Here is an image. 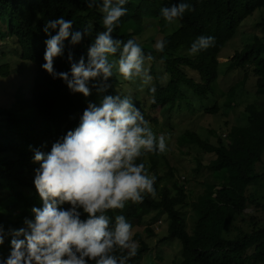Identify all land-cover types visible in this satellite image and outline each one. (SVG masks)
Returning <instances> with one entry per match:
<instances>
[{
    "label": "trees",
    "instance_id": "obj_1",
    "mask_svg": "<svg viewBox=\"0 0 264 264\" xmlns=\"http://www.w3.org/2000/svg\"><path fill=\"white\" fill-rule=\"evenodd\" d=\"M116 4L117 0H112V6ZM180 4H186L188 8L182 17L174 20L178 28L167 32L161 10ZM102 6L103 0H0V39L11 38L13 45L19 49V60L33 65L40 107L32 105L33 111L29 109L26 114L25 111L17 114L0 108V238L3 240L0 244V264L11 251L10 241L14 232L20 228L27 230L25 221L34 220L31 209L43 206L33 184L34 170L39 168V164L33 162L35 151L50 152L53 143L78 125L90 103L99 106L106 96L125 98L114 89L117 81L112 70L107 78L101 74L88 82V97L72 93L64 81L53 79L42 70L46 41L58 33V28L50 29L47 34L43 29L48 22L61 16L72 21L70 33L80 31L86 34L76 44H68L71 35L63 41L62 55L54 58L55 71L70 72L69 53L72 54V63H78L83 57L87 64L88 49L97 34L106 30ZM121 7L127 10L126 15L120 18L111 33L114 46L117 41L119 44L115 53L110 55L118 60L124 44L129 39L137 43L135 37L143 30L145 20L153 14L157 15V34H161L158 42L163 45V50L137 43L141 47L142 62L145 58L148 60L149 75L154 79L153 87L147 90L150 102L139 101L134 94L131 98L133 107L140 114L147 115L148 120L144 118L146 122H156L154 112L158 108L167 109L169 115L176 103L187 100L183 88L189 89L194 97L201 100L212 95V85L221 68L228 73L236 69L244 71L242 79L227 91L222 102L223 116L226 117L233 109L236 101L231 97L238 87L244 85L248 76L254 78L252 104L255 109L247 116L244 125H231L225 121L224 135L210 131L215 137L214 144L193 131L179 135L178 144H196L204 152L214 154L207 165L201 166L197 162V168L203 167L210 174L203 180L202 191L193 202L196 215L190 230H187L179 210L188 193L180 182H174L170 187L157 186L162 179L157 171L160 153L147 149H143L133 163H143L145 168L148 166L146 174L155 175L153 188L156 196L141 193L142 202L126 201L123 209L106 210L103 214L109 221L108 230H114L117 216H123L133 229L143 224V218L150 213L155 212L158 216L164 213L169 225L162 240L177 239L180 242L182 254L178 264H264V223L247 221L235 239L224 236L234 215L243 213L246 205L264 210V203L246 196L248 186L264 179V174L255 168L264 154V61L253 63V59L264 50V17L256 22L261 35L254 34L249 43L227 57L225 65L218 62L220 57H224L221 54L224 45L233 38L247 17L264 7V0H139L137 4L127 0ZM201 36H213L215 45L207 50L198 49L192 56L181 53L184 43L188 46L185 50L190 52ZM158 62L168 79L165 84L162 82L163 85L154 72ZM248 67H251L249 71ZM7 74V65H1L0 77ZM152 88H155L154 93L150 91ZM218 110L214 105L204 111L211 113ZM142 126L147 128L146 124ZM153 150H157L155 144ZM165 176L171 177V173ZM62 207L66 209L68 205ZM78 211L82 220L87 219L82 210ZM144 232L152 234L149 227H145ZM133 240L139 243V248L132 257H128L127 249L113 246L109 255L116 258L117 264L122 259L124 264H140L148 246L136 231ZM89 264L95 262L90 261Z\"/></svg>",
    "mask_w": 264,
    "mask_h": 264
},
{
    "label": "clouds",
    "instance_id": "obj_2",
    "mask_svg": "<svg viewBox=\"0 0 264 264\" xmlns=\"http://www.w3.org/2000/svg\"><path fill=\"white\" fill-rule=\"evenodd\" d=\"M126 2L117 0L116 6H112V0H103L101 11L106 30L97 34L88 49L87 64L83 57L72 63L69 53L70 72H56L54 58L62 55L63 41L70 35L71 43L76 44L86 33H70L73 23L63 16L48 22L43 31L47 34L50 29L58 28V33L46 41L42 70L53 79L64 81L72 93L88 97L90 80L101 74L105 78L111 75L107 56L114 54L119 44L117 41L114 46L111 33L126 15L127 10L121 7ZM187 8L186 4L164 8L161 15L167 23H172ZM214 45L213 36H201L192 45L190 55ZM156 49L162 51L163 45L158 42ZM118 64L125 79L141 72V47L133 39L124 44ZM150 91L154 93L155 88ZM146 123L129 98L106 96L99 106L90 103L78 125L53 143L50 152L35 151L33 162L39 168L34 170L33 184L43 206L31 209L34 220L25 221L27 230L20 228L14 232L11 251L3 264H89L90 261L117 264L116 258L109 255L114 245L127 249L128 257L135 256L139 243L133 240V226L123 216H117L114 230L109 231V221L103 213L123 209L126 201L142 202L141 193L156 196L155 175L146 174L143 163H133L141 149L153 151L154 137L142 126ZM155 147L158 153L165 152L163 135ZM63 205L68 207L65 209ZM78 209L87 219H81ZM120 264H124L123 259Z\"/></svg>",
    "mask_w": 264,
    "mask_h": 264
},
{
    "label": "rangeland",
    "instance_id": "obj_3",
    "mask_svg": "<svg viewBox=\"0 0 264 264\" xmlns=\"http://www.w3.org/2000/svg\"><path fill=\"white\" fill-rule=\"evenodd\" d=\"M138 1L131 0L133 4H137ZM156 16L153 14V17L145 20L143 30L135 37L138 44L145 43L150 44L152 47L156 46L159 35L161 37V34H157ZM261 17H264V7L254 11L251 16L240 24L233 38L221 50L222 56L226 58L220 57L218 59L219 64L225 65L228 62L227 57L249 43L254 34L261 35L262 31L256 25V22ZM164 23L167 32H173V30L178 28L175 21L172 23L165 21ZM68 44L72 45L71 37H69ZM187 48L188 46L184 43V49L181 50V53L186 54V56H192L189 51L185 50ZM18 54L19 49L16 45H13L11 38L0 39V66L7 65L8 71L5 77H0V108L15 111L17 114H22L21 111H25L24 114H26L29 109L33 111L32 105L40 108L37 100L38 83L35 79L36 73L33 65L19 60ZM118 61L113 55L109 54L107 56V62L111 66L117 81L114 87L115 91L124 97L130 98V100L134 94L139 101L145 100L149 103L150 97L147 94V90L153 87L154 79L149 75L150 64L148 60L146 58L143 60L141 72L134 74L130 79H125L119 73ZM253 61L254 64L264 61V50ZM159 64L156 65L158 69L155 68L154 72L156 71L160 84L162 82L165 84L168 79L162 65ZM250 69L251 67L247 68L248 71ZM188 74L191 76L190 72ZM243 74V69H236L232 73H228L224 68H221L216 81L212 85V95L201 100L194 97L189 89L183 88L182 91L186 95L187 100L176 103L169 115L166 113L167 109L158 108L154 112L156 122L150 123L147 121L146 123L148 130L154 137V144L161 135L165 138L166 150L159 154L160 159L157 164V171L162 179L157 186L166 185L170 187L174 182H180L183 185L182 188L188 193L185 202L179 207L187 230H190L196 215V205L193 202L196 201L197 196L202 191L203 180L210 174L203 167L197 168V162L201 166L207 165L214 154L204 152L196 144L180 145L177 142L178 137L185 131H193L210 144H214L215 137L210 131L224 135L225 121H229V124L236 126L246 124L247 116L255 109L252 104V90L254 87V78L252 76H248L244 85L234 91L231 98L236 103L226 117L223 116L224 110H222V102L225 100L228 89L241 80ZM192 75L194 76L193 73ZM149 77L150 79H148ZM214 105L219 108L217 112L205 113V109H210ZM27 115L29 116L30 114ZM141 115L148 120L147 115L144 116L145 114L143 115V113ZM153 152L158 151L153 150ZM255 168L259 173L264 174V154L260 162L255 165ZM147 169L148 166L145 170ZM169 172L171 177L165 176ZM246 196L264 203V179L248 186ZM157 216L155 212L150 213L143 218L145 224L134 226L132 229L133 233L136 231L141 235L148 246V250L140 259V264H178L182 254L181 244L177 239L162 240L165 237L169 222L164 213ZM153 217H157V219L150 221ZM247 221L264 223V210L251 204L246 205L243 213L234 215V219L224 236L230 240L235 239L239 235V231L243 230ZM145 227H149L152 230V234L145 233Z\"/></svg>",
    "mask_w": 264,
    "mask_h": 264
}]
</instances>
